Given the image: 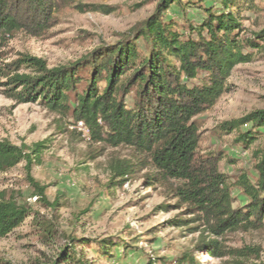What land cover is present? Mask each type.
<instances>
[{
    "label": "trees",
    "instance_id": "1",
    "mask_svg": "<svg viewBox=\"0 0 264 264\" xmlns=\"http://www.w3.org/2000/svg\"><path fill=\"white\" fill-rule=\"evenodd\" d=\"M203 1L206 0H158L154 11L131 28L128 36L97 46L65 65L49 67L45 60L27 54L5 63L0 51V92L16 103H36L70 118L74 124L82 122L88 132V144L99 145L89 152L90 160L99 156L104 147H131L137 155L134 160L109 162L108 185L121 186L131 173L147 169L144 183L153 188L160 186L165 199L174 201L160 204L157 209L184 207L186 214L193 216L190 221L199 222L202 232L219 236L264 226V149L253 153L255 181L250 182L246 175L238 179L247 201L235 208L228 178L219 169L221 153L198 152L201 133L195 117L229 89L227 78L234 66L252 60V54L245 49L260 48L258 42L264 39V28L253 33V38L239 36L240 10H255L254 0H215L220 10H214L212 5L201 7L204 16L197 25H189L186 36L175 28L173 19L164 18L171 5L184 13L187 6H201ZM66 7L79 11L110 10L77 0H0V48L17 33L44 37L57 24V13ZM138 40L144 42V52L138 49ZM195 79L198 81L190 82ZM131 93L132 104L128 106L125 98ZM247 123L254 129L264 127V109L224 121L220 128L238 130ZM251 133V129L238 133L237 140L246 148L253 142ZM48 142L44 139L26 146L0 140V172L22 164L37 204L54 213L60 207L62 193L50 201L47 186L31 175L32 167L41 163ZM36 214L39 213L21 201L18 193H1L0 238L8 236L27 218L39 226L42 239L53 236L52 223L39 222ZM169 222L181 226L189 219ZM197 246L212 255L229 256L233 264H264L242 261L253 253L258 259V251L250 247L218 252V242L213 239H200ZM188 260V255L181 258ZM50 264L91 263L67 243L56 251ZM147 264L156 262L149 259Z\"/></svg>",
    "mask_w": 264,
    "mask_h": 264
},
{
    "label": "rangeland",
    "instance_id": "2",
    "mask_svg": "<svg viewBox=\"0 0 264 264\" xmlns=\"http://www.w3.org/2000/svg\"><path fill=\"white\" fill-rule=\"evenodd\" d=\"M77 1L110 10L79 11L66 7L57 13V24L44 37L17 33L8 40L0 48L3 62L27 54L45 60L49 67L68 64L97 46L128 36L131 28L147 18L158 2ZM185 1L197 0H182V3ZM200 3L197 7L187 6L184 13L171 5L164 18L173 19L177 23L175 28L186 36L189 25H197L204 16L201 7L212 5L214 10L221 9L215 0ZM254 3L255 10H240L241 38H253V33L264 28V0H254ZM258 43L259 49H245L252 54V60L232 69L227 78L229 89L213 106L195 117L201 133L198 152L221 153L219 169L228 178L235 208L247 201L238 186L239 177L246 175L250 182L256 179L253 153L264 149V127L254 129L247 123L238 130L224 131L220 125L264 109V39ZM137 46L145 51L142 40L137 41ZM132 98L133 93L126 96L128 106ZM71 121L36 103H16L0 92V140L30 146L48 139L49 147L43 151L41 163L32 167L31 175L47 186L46 195L50 201L58 192L62 193L60 207L50 212L37 204L22 164L0 172V195L11 191L18 193L21 201L39 213L36 214L39 222L52 223L55 229L53 236L42 239L39 226L27 218L8 236L0 238V264H50L56 251L67 243L91 264H147L149 259H154L156 264H233L229 256L212 255L206 248H198L200 239L216 240L218 252L250 247L258 251V259L253 253L242 261L264 263V226L219 236L202 232L199 222H191L193 216L186 214L184 207L157 209L160 204H173L174 201L165 199L160 186L153 188L144 183L147 169L131 173L121 186L108 185L111 181L109 162L112 159L134 160L137 155L129 146L104 147L94 160L88 159L89 152L99 145H89L88 136ZM250 129L254 138L246 148L237 140L238 133ZM173 219H189V222L175 226L169 222ZM183 255L190 256L191 260L181 261Z\"/></svg>",
    "mask_w": 264,
    "mask_h": 264
},
{
    "label": "built area",
    "instance_id": "3",
    "mask_svg": "<svg viewBox=\"0 0 264 264\" xmlns=\"http://www.w3.org/2000/svg\"><path fill=\"white\" fill-rule=\"evenodd\" d=\"M76 127L83 132L85 136L88 135L87 129L85 128L84 124L82 122H77Z\"/></svg>",
    "mask_w": 264,
    "mask_h": 264
}]
</instances>
